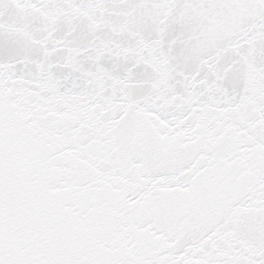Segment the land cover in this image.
<instances>
[{
  "label": "snow or ice",
  "instance_id": "snow-or-ice-1",
  "mask_svg": "<svg viewBox=\"0 0 264 264\" xmlns=\"http://www.w3.org/2000/svg\"><path fill=\"white\" fill-rule=\"evenodd\" d=\"M0 264H264V0H0Z\"/></svg>",
  "mask_w": 264,
  "mask_h": 264
}]
</instances>
